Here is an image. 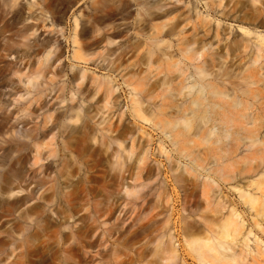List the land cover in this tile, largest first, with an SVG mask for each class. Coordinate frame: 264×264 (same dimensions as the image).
<instances>
[{
    "label": "bare ground",
    "instance_id": "obj_1",
    "mask_svg": "<svg viewBox=\"0 0 264 264\" xmlns=\"http://www.w3.org/2000/svg\"><path fill=\"white\" fill-rule=\"evenodd\" d=\"M93 1L95 5L88 12L85 13L83 9L71 12L72 22L66 23L64 27L62 17L66 0H0V35L15 33L21 38L23 47L17 56L23 60V71L13 68L6 76L0 72V165L7 163V168L0 172V210L3 206L7 207L8 213L18 212L19 215L23 212L27 219L32 215L39 217L43 207L30 203L26 198L4 206L6 196L22 191L18 183L13 184L20 174L15 167L23 160L21 154L25 150L29 151L30 164L36 165L38 161L55 158L61 147L68 149L65 140L59 143L58 133L52 130L56 117L49 123L47 117L37 115L44 106L43 100L51 92H54V100L60 98L62 88L55 87L59 69L57 62L60 59L59 43L55 51L47 50L42 59H37L32 66L28 64L35 44L42 52L50 46L48 37L40 40L43 26L39 28L35 24L42 15L48 13L50 22L59 27L53 41L57 43L59 37H64L68 30L66 39L70 40L72 46L69 60L75 65L84 64L83 71L73 77L75 92L82 95L83 83L88 84L91 92L87 96L102 102L105 107L116 97L118 85L116 88L112 85L114 76L109 75L101 80L93 72L89 76L85 72L88 65L107 69L111 73L117 72L128 89L131 111L139 115L145 108L147 110V107L142 108V101H152L148 110L161 117L157 126L163 132L173 133L178 151L189 157L192 163L184 167V175H174L170 181L181 188L183 196L185 189L190 192L199 189L203 204L201 209L190 210L192 205L186 203L195 204L197 201L184 198L180 201L182 209L190 215H198L197 218L179 215L177 234L182 243L176 247L169 227L166 229L158 220L163 193L157 182L154 187V216L157 220L150 230L154 247L151 252L144 248L136 251L137 261L150 253L153 264H260L255 258L248 260L246 257L248 239H239L243 229L240 213H236L234 208H226L218 200L214 202V193L219 188L226 189L231 180L257 175L247 181V186L253 188L252 192H244L238 184L229 190L236 192L240 203L255 216H264V70L259 72L260 69L253 67L254 63L246 59L247 64L243 62L244 66L241 64L239 68L236 64L233 68V63H229L226 66L224 64V67L220 65L215 73H206L204 63L212 49L211 44L204 40V33L196 32L190 37L183 34L184 24L176 18L179 15L187 16L176 12V3L181 0H118L117 6L108 5V0ZM221 1L207 0L205 5L211 11L212 8H219ZM259 3L261 7L252 8L255 14L264 10V1ZM130 4L136 7L137 12V18L131 22L133 30L126 17V9ZM117 19H123L124 22H115ZM27 20H31V23ZM192 28L197 31L196 24ZM38 30L36 38L41 43L34 40ZM133 33L134 39L131 41ZM262 43L264 36H259L258 51ZM133 51H136L137 59L130 60L127 58L128 53ZM141 63L145 67V76L138 80L126 79L119 73L129 66L131 70H136ZM235 67L239 70L236 71ZM15 84L22 89H17ZM47 89L49 93L43 95ZM22 90L24 93L21 95ZM15 95L22 99L14 98ZM23 95L26 97L23 98ZM19 111L24 112V115L16 116ZM82 128L85 129V122ZM192 128H196L198 133L190 132ZM111 132H116L115 136L108 134ZM101 134L108 145L112 142L117 145L118 149H112L111 156L115 157L118 167L121 166L118 130L107 126L102 128ZM185 138L215 145L213 148L206 145L205 148L206 154L212 159L215 178L194 174L193 166L202 170H206V167L192 152L182 149L181 143ZM224 209L229 210L223 213ZM255 226H258L256 222ZM261 231L264 233V230ZM22 239L26 243L29 238ZM237 244H240L238 250ZM141 246L144 245H139L137 249ZM256 252L264 253V247L262 251ZM144 264L150 263L147 261Z\"/></svg>",
    "mask_w": 264,
    "mask_h": 264
},
{
    "label": "rangeland",
    "instance_id": "obj_2",
    "mask_svg": "<svg viewBox=\"0 0 264 264\" xmlns=\"http://www.w3.org/2000/svg\"><path fill=\"white\" fill-rule=\"evenodd\" d=\"M259 1L222 0L219 8H212L211 11L205 5L207 0H181L176 3V12L187 14L176 17L184 24L183 34L190 37L196 32L204 33V40L211 44L212 49L209 50L204 63L206 73H215L220 65L224 67V64L226 66L229 63H233L231 67L234 68L236 64L239 68L246 59L254 63L253 67L260 69L259 72L264 70V43L259 46V51L257 50L259 36H264V10L260 14L252 12L253 7L262 6ZM66 2L62 17L64 27L66 23L72 22L71 12L83 9L86 13L95 5L93 0ZM107 4L117 6L118 0H108ZM136 13V7L130 4L126 9L130 27L131 22L137 18ZM47 14L42 15V21L39 20L35 24L39 25V28L43 26L39 39L48 37L50 46L42 52L35 44L28 64L32 66L37 59H42L47 50L55 51L59 43L60 59L57 62L59 69L55 87L62 88L60 98L54 100V92H51L43 100L44 106L37 115L47 117V122L56 117L52 130L58 133L59 143L62 139L65 140L68 149L61 147L55 158L38 161L36 165L30 164L28 150L21 154L23 160L15 167L20 174L13 184L18 183L22 191L6 196L4 206L26 198L30 203L41 205L43 209L39 217L32 215L27 219L22 210L18 215V212L8 213L7 207L2 206L0 264H144L147 261L153 264L150 253L138 262L136 251L144 248L151 252L154 247L150 234L157 220L154 216V187L158 182L163 193L158 220L166 229L169 227L177 247V244L182 243L177 234L179 215H189L190 218L198 216L186 213L180 201L183 198L197 201L195 204L186 202L192 205L190 210L201 209L203 204L199 189L195 188L193 192L185 189L184 197L181 188L170 179L174 175H184V167L191 166L192 163L189 162V157L178 151V144L173 141V133L163 132L157 126L161 117L148 110L152 101H142V108L147 107V110L145 108L139 115L131 111L128 89L117 72L111 73L107 69H98L92 65H88L85 72L88 76L93 72L101 80L109 75L114 76L112 85L114 84L115 88L118 85L116 97L105 107L102 102H96L95 98L90 99L87 96L91 92L88 84L83 83L82 95L75 92L73 77L83 71L84 64L75 65L69 60L72 46L70 40L66 39L68 28L64 37H59L57 43L53 41L57 37L56 30L59 27L50 22L51 17ZM27 22L31 23V20ZM115 22L124 21L117 19ZM195 24L197 31L192 28ZM38 34L39 30L34 34V40L41 43L36 38ZM133 37L134 33L131 35V41ZM21 50L23 47L18 35L13 32L0 35L2 76H6L13 68L23 71V60L17 57ZM257 51L259 54L256 59ZM135 52H129L127 58L137 59ZM145 57L146 55L144 59ZM253 58L256 59L255 62ZM134 70L129 66L119 73L132 81L145 76L144 64L141 63ZM15 87L22 89L17 84ZM48 91L45 90L43 95L49 93ZM23 93L24 90L20 91L21 95ZM25 97L26 95H23V98ZM14 98H17V95ZM21 115H24V112L19 111L16 116ZM84 122L85 129L82 128ZM107 126L109 129L118 130L122 153L119 167L115 163V157L111 156L112 149H118L117 145L114 142L108 145V141L105 142L101 138V130ZM192 131L198 133L196 128H192L190 132ZM115 133L108 134L115 136ZM210 136L212 139L213 134ZM181 145L182 149L192 152L206 167V170H202L193 166L196 176L215 178L212 159L205 150L206 145L213 148L214 144H205L199 139L192 142L185 138ZM6 168L7 163L0 165V172ZM256 177L257 175L229 181L226 189L219 188L218 192L214 193V202L218 200L226 208H234L236 213H240L243 229L239 239H248L246 257L248 260L255 258L256 262L264 264V253L256 254V251H262L264 247V233L261 231L264 230V216H255L240 203L241 199L237 193L229 190L231 186L238 184L244 192L250 193L253 188L247 186V181ZM229 209L222 212L225 213ZM2 211L4 214H1ZM167 220L169 222H166ZM255 222L258 226H255ZM23 237L29 238L26 243ZM139 245L144 246L137 249ZM239 245L237 244L236 248L240 247Z\"/></svg>",
    "mask_w": 264,
    "mask_h": 264
}]
</instances>
